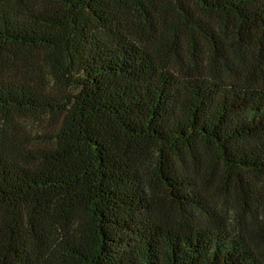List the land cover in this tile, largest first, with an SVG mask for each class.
Returning a JSON list of instances; mask_svg holds the SVG:
<instances>
[{
    "label": "trees",
    "instance_id": "obj_1",
    "mask_svg": "<svg viewBox=\"0 0 264 264\" xmlns=\"http://www.w3.org/2000/svg\"><path fill=\"white\" fill-rule=\"evenodd\" d=\"M0 264H264V0H0Z\"/></svg>",
    "mask_w": 264,
    "mask_h": 264
}]
</instances>
